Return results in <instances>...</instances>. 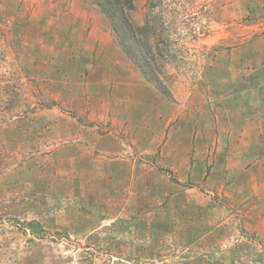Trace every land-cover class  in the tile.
<instances>
[{"label": "rangeland", "instance_id": "rangeland-1", "mask_svg": "<svg viewBox=\"0 0 264 264\" xmlns=\"http://www.w3.org/2000/svg\"><path fill=\"white\" fill-rule=\"evenodd\" d=\"M132 2L154 77L93 0H0V264H264V0Z\"/></svg>", "mask_w": 264, "mask_h": 264}, {"label": "trees", "instance_id": "trees-1", "mask_svg": "<svg viewBox=\"0 0 264 264\" xmlns=\"http://www.w3.org/2000/svg\"><path fill=\"white\" fill-rule=\"evenodd\" d=\"M101 13L107 18L125 52L138 63L143 70L154 77L157 72L151 61L154 60L145 43L146 34L143 27V48L140 40L142 29L133 25L130 13L134 10L132 0H93ZM148 27V26H147ZM152 30V26H149ZM149 31H147L148 33Z\"/></svg>", "mask_w": 264, "mask_h": 264}]
</instances>
